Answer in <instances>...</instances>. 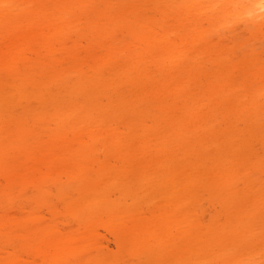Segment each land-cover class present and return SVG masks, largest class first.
<instances>
[{
	"label": "rangeland",
	"instance_id": "rangeland-1",
	"mask_svg": "<svg viewBox=\"0 0 264 264\" xmlns=\"http://www.w3.org/2000/svg\"><path fill=\"white\" fill-rule=\"evenodd\" d=\"M41 1L0 58V264H264V0Z\"/></svg>",
	"mask_w": 264,
	"mask_h": 264
},
{
	"label": "bare ground",
	"instance_id": "bare-ground-1",
	"mask_svg": "<svg viewBox=\"0 0 264 264\" xmlns=\"http://www.w3.org/2000/svg\"><path fill=\"white\" fill-rule=\"evenodd\" d=\"M36 2L44 3L41 0H0V58L9 50L11 52L15 49L19 53L35 51L36 48L31 45L32 42L46 34L49 35L41 20H38L41 25L31 23L26 27L10 24L17 19L24 23L22 14L27 7L33 6Z\"/></svg>",
	"mask_w": 264,
	"mask_h": 264
}]
</instances>
